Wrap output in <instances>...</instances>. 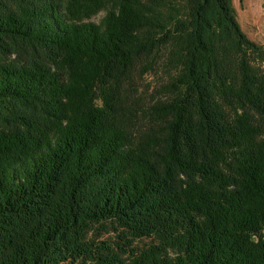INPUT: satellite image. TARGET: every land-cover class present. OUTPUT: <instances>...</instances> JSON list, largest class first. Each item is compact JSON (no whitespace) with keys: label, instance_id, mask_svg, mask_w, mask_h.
Masks as SVG:
<instances>
[{"label":"trees","instance_id":"obj_1","mask_svg":"<svg viewBox=\"0 0 264 264\" xmlns=\"http://www.w3.org/2000/svg\"><path fill=\"white\" fill-rule=\"evenodd\" d=\"M89 263L264 264V44L232 0H0V264Z\"/></svg>","mask_w":264,"mask_h":264},{"label":"rangeland","instance_id":"obj_2","mask_svg":"<svg viewBox=\"0 0 264 264\" xmlns=\"http://www.w3.org/2000/svg\"><path fill=\"white\" fill-rule=\"evenodd\" d=\"M232 2L243 31L252 40L264 44V0H232ZM104 15L105 12L101 11L91 20L99 23ZM164 78L165 75L159 69L144 73L137 72L135 85L139 94L150 101L164 82ZM110 235L111 233H104L102 239H106Z\"/></svg>","mask_w":264,"mask_h":264}]
</instances>
